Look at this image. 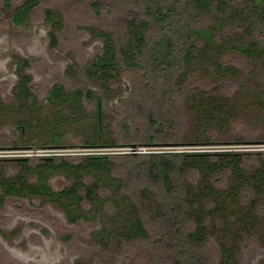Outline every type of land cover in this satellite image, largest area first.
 <instances>
[{
	"label": "rangeland",
	"instance_id": "1",
	"mask_svg": "<svg viewBox=\"0 0 264 264\" xmlns=\"http://www.w3.org/2000/svg\"><path fill=\"white\" fill-rule=\"evenodd\" d=\"M24 1L14 0V7ZM146 1L42 0L30 22L16 26L11 11L0 0V96L4 101L0 107V178L18 173L21 170L18 160L23 157L58 155L77 164L86 161L88 155L109 154L116 165L114 174L124 184V194L137 204L148 229L146 237L130 241L123 238L124 224L114 220L117 213L111 200L114 182L109 179L99 182L96 189L99 200L95 206L87 199L83 201L84 210L96 212L95 216L77 222H71L55 202L36 195L10 196L0 208V264H187L180 248L169 242L175 235L194 248L197 264H218L223 257L222 242L234 246L237 264H264V195L243 191L239 201L245 216L233 213L222 217L217 213L210 217L206 240L195 246L189 243V235L197 229L195 220L180 211L181 225L172 226L163 199L165 189L158 177L150 175L149 168L150 153L180 150L254 152L246 162V170L254 173L264 168V52L252 58L234 47L255 40L264 48V24L248 25L241 12L251 7L249 0L227 1V4L214 0L205 9L195 7L189 17L190 24L209 28L216 41L209 47L207 59L201 62L204 57L199 55L189 64L187 72L182 69L173 83L167 84L171 96L162 98L157 92L164 91L161 87L151 94L150 75L146 76L142 68L127 65L111 81L109 89L101 91V82L89 81L85 73L105 45V39L91 28L123 34L129 20L145 15ZM46 8L62 14L60 29L47 20ZM239 9L243 10L239 13ZM223 21L227 24L222 25ZM52 31L58 36L55 45ZM192 40L196 54L207 46L205 39L197 34ZM183 44L189 45L190 38L186 37ZM161 49L167 52L165 45ZM22 58L31 59L32 64L20 71L17 63ZM215 58L223 63V70L214 64ZM227 67L234 71H228ZM20 74L31 78L30 86L42 104L23 107L24 103L16 99ZM59 84L65 86L66 92L80 86L102 96L100 119L105 141L114 139L116 145L86 144L85 139L94 134L97 123L94 100L85 99L79 109L54 105L47 95ZM203 90L209 96H224L226 109H230L228 114L223 113L222 117L219 114V118L210 121L209 126L203 124L204 115L195 104ZM69 112H74L75 117L64 121L63 115ZM161 114L169 118L166 130L171 143L146 144L150 117ZM53 118L59 123H54ZM28 119L44 122L38 128L43 130L42 134L29 129L22 135L19 125L29 122ZM54 124L60 125L63 134L58 146L49 144ZM207 138L213 142H195ZM17 139L20 145L12 148V141ZM32 143L49 145L31 151ZM73 143L77 146H69ZM42 148L52 150L36 151ZM133 156L138 157L136 161L132 160ZM202 176L191 171L175 174L173 180L185 197L187 184L196 193L204 191ZM232 176V170L227 169L214 176V182L221 189H229L234 184ZM85 182L89 184L92 179L89 177ZM73 183L72 178L61 172L50 176L55 190ZM104 228V234L99 235L97 231Z\"/></svg>",
	"mask_w": 264,
	"mask_h": 264
},
{
	"label": "trees",
	"instance_id": "2",
	"mask_svg": "<svg viewBox=\"0 0 264 264\" xmlns=\"http://www.w3.org/2000/svg\"><path fill=\"white\" fill-rule=\"evenodd\" d=\"M216 1L222 4H227V1L234 3V0ZM41 2L42 0H25L19 7H14V0H4L5 6L11 11L12 22L16 26H24L30 22L35 8ZM213 3L214 0H147L144 9L145 15L129 20L123 34L91 28L94 34L105 39V45L102 53L95 56L86 67V77L89 81L99 80L102 86L101 91H104L109 89L111 81L113 83L116 80L124 66H137L145 71L146 76L147 74L150 75L149 80H152V87L149 91H152L151 94L153 92L156 93L157 87H161L164 91L157 92L161 93L162 98L167 95L171 96L172 94L169 93L171 88L167 84L171 85L179 72H182V69L187 72L190 69L189 64L197 60L199 55L200 58L204 57L201 62L207 59L208 57L206 58L205 55L208 53L209 47L216 41L213 32L209 28H196L189 21V17L195 7L202 10ZM249 3L251 5L250 8L245 7L244 10L239 9L238 12L240 13L243 10L241 13L248 20V25L263 26L264 1L249 0ZM45 15L56 29L61 28L63 16L60 12L52 8H46ZM225 24H227V21L222 22V25ZM195 34L204 38L207 45L199 54L194 51L196 46L192 37ZM51 35L55 45L58 42V36L53 31ZM186 37L190 38L189 45L183 44ZM162 45L167 47L166 53L161 49ZM234 47L252 58L264 52L262 44L255 40ZM213 60L220 70L224 69L223 63L218 62L216 58ZM31 64V59L22 58L17 63V66L21 71L31 66ZM226 69L234 71L231 67ZM30 82L31 78L28 75L20 74L19 84L16 89V99L24 103L23 107L31 106L34 108L43 102H39V97L33 91ZM66 91L65 86L59 84L49 92L47 100L54 105L63 106V104H66L69 106V110L71 108L79 109L85 99L94 100L97 111V123L94 134L85 139L86 144L95 146L116 145L117 141L114 139L105 141L106 135L100 119V110L104 101L102 96L91 88L80 86L75 87L70 92ZM180 91L182 92L183 90ZM203 91L199 95L200 97L196 98L195 104L199 113L204 115L202 117L203 124L209 126L210 121L212 122L219 118V114L221 117L223 113L228 114L230 109H226L227 105L224 96L220 94L209 96V92ZM3 105L4 101L0 96V107H3ZM73 117H75L74 112L65 113L63 120H72ZM28 121L19 125L22 135L29 129H37L38 133L42 134L43 130H38L44 124L41 119H28ZM53 121H55L54 123H59L54 118ZM168 122L169 118L165 114H161L158 117L151 115V128L146 135V144L171 143L166 130ZM63 123L61 122V124ZM48 124L50 125V123ZM54 125L53 131L49 136V144L58 146L61 143L63 134L61 133L60 125ZM195 142L213 141L207 138L205 141L199 140ZM49 144L39 145V143H32L29 147L36 148L48 146ZM19 145L18 139L12 141V147H18ZM69 146L77 145L73 143ZM253 154L256 153L245 151L211 152L204 150L150 153L152 157L149 162L150 175L158 177L165 189L166 194L163 193L165 201L163 199L162 201L166 203L169 222L174 227L179 225L180 211L190 214L195 220L197 229L189 235L190 244L199 246L206 240L209 219L210 217L213 218L217 213H221L222 217H230L233 213L242 217L245 216L239 201L243 191L248 193L250 190L255 191L258 196L264 195V168L254 173H248L245 167L246 162ZM132 158V160L136 161L138 157L133 156ZM18 161L21 165V170L18 173L13 177L1 175L0 208L10 196L24 198L36 195L44 200L57 203L65 210L67 218L71 222H77L82 218L91 219L96 212H86L83 208V201L87 199L88 202L95 206L99 200L96 195L99 182L109 179L114 182L112 186L114 191L111 196L112 205L117 210L114 220L115 223L124 224L122 229L123 238L130 241L148 235V229L137 204L128 195L124 194V184L114 174L116 165L113 156L109 154L88 155L86 161L77 164L58 155L49 157L28 156L19 158ZM227 169L232 170L234 184L229 189H221L215 184L214 176L221 174ZM191 171L200 172L203 175L204 191L196 193L191 185L187 184L184 197L175 185L173 178H175V174L185 175ZM59 172L68 178H72L74 183L63 189L55 190L50 184V176ZM89 177L92 182L87 184L85 180ZM253 205H256V202ZM232 207L233 210H230ZM104 231H106V228L97 232L99 235H103ZM177 236L171 237V241H169L172 242L171 245L180 248V251L187 259V264H197V252L192 246H188L183 241L178 240ZM220 247L223 257L218 264L238 263L234 246H228L226 242H222Z\"/></svg>",
	"mask_w": 264,
	"mask_h": 264
},
{
	"label": "built area",
	"instance_id": "3",
	"mask_svg": "<svg viewBox=\"0 0 264 264\" xmlns=\"http://www.w3.org/2000/svg\"><path fill=\"white\" fill-rule=\"evenodd\" d=\"M31 149V151H33L34 150V148H30ZM48 150H52V149H46V148H42V149H36V151H48ZM23 151H25V150H23ZM30 151V150H29ZM35 151V150H34Z\"/></svg>",
	"mask_w": 264,
	"mask_h": 264
},
{
	"label": "flooded vegetation",
	"instance_id": "4",
	"mask_svg": "<svg viewBox=\"0 0 264 264\" xmlns=\"http://www.w3.org/2000/svg\"><path fill=\"white\" fill-rule=\"evenodd\" d=\"M4 148H11V147H4ZM12 148H14V147H12ZM16 148H18V147H16ZM30 148V147H29Z\"/></svg>",
	"mask_w": 264,
	"mask_h": 264
}]
</instances>
